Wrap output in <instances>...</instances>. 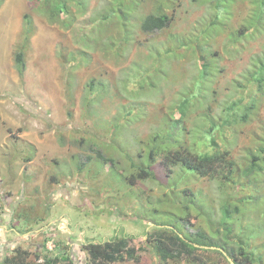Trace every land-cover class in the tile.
<instances>
[{"label":"rangeland","instance_id":"1","mask_svg":"<svg viewBox=\"0 0 264 264\" xmlns=\"http://www.w3.org/2000/svg\"><path fill=\"white\" fill-rule=\"evenodd\" d=\"M153 1L145 0L133 11L128 31L116 19L103 18L109 12L110 0L80 3L67 0L72 15L59 13L57 17L52 15L46 0L0 3V264L17 245L42 251L45 238L46 246L53 244L51 240L68 243L74 264H88L82 244L100 242L117 234L133 235L132 243L143 245L146 250L137 261L110 264H195L185 260L162 262L145 242L152 227L157 225L152 218L176 222L175 216L182 215L177 210L178 204L168 202L161 206L162 202L160 210L154 211L155 206L150 202L167 193L166 181L172 179L178 189L189 187L199 200H204L210 206L207 212L212 207L219 213L226 187L217 178L191 174L182 178L180 170L171 177L161 165L155 164L156 178L133 187L136 192L145 191L144 195L138 193L137 197L127 190L129 196H126L115 167L110 163L102 165L101 160L96 163L91 162L94 159L85 160L87 155H94L90 145L98 142L89 130H97L104 136L101 140L108 143L119 142L131 159L137 152L143 154L145 146L141 143L159 123L164 111L184 97L186 88L193 85L202 69L203 59L197 51L180 45V41H192L200 32L210 14L209 4L204 0H176L168 8L169 26L145 33L139 27L140 18L153 9ZM250 8L249 0H239L223 18L225 28L208 38V45H203L205 54L208 51L217 54L212 57L208 53L206 61L211 58L212 66L202 84V99L206 103L202 106L199 103L202 99L197 102L195 112L186 121L185 143L194 142L197 146L199 124L205 125L199 117L201 113L210 112L219 124L220 110L226 102L239 96L244 101L247 99L246 91L237 92L242 89L238 83L244 85L247 67L264 50V21L256 31L250 30L241 39L238 49L226 44V37L228 32L239 30L247 22ZM25 14L32 26L28 40ZM124 35L129 39L121 46L124 48L120 55L107 49L113 38L121 41ZM204 41L201 36L200 43ZM20 48L25 53L23 66L18 67L15 55ZM74 51L78 54L75 60L81 65L67 60ZM92 78L96 84H105L108 90L90 88L88 82ZM68 81L72 84V100L67 93ZM85 96L97 102L86 106ZM257 98L259 108L253 119L237 127L236 134L231 126L217 132L218 142L230 148L229 157L237 165L247 160L248 152L254 151L260 137H264L263 89L258 91ZM70 102H75L72 117L67 112ZM127 109H132V113L124 116ZM93 111L106 123L110 122L107 129L100 128V121L96 125L95 114L90 116ZM115 116L120 117L122 131L110 130ZM112 154L118 166L131 169L123 153L114 150ZM256 181L253 188L261 196V203L255 210L243 213L236 232L244 238L253 232L249 247L262 254L260 259L264 263V166ZM181 222L188 231H193L197 224H206L194 210L190 218ZM4 223L8 225L6 229L1 226ZM241 227L246 234L241 233ZM234 244L237 245L236 240ZM197 253L205 264H227L214 251Z\"/></svg>","mask_w":264,"mask_h":264},{"label":"trees","instance_id":"2","mask_svg":"<svg viewBox=\"0 0 264 264\" xmlns=\"http://www.w3.org/2000/svg\"><path fill=\"white\" fill-rule=\"evenodd\" d=\"M3 0H0V3ZM67 0H46L48 2L52 15H59V13H69L71 11L67 9ZM79 3L82 0H76ZM111 5L109 12L104 13L102 16L105 19L109 17L116 19L122 27L131 29L129 24L130 17L133 15V11L141 5V2L145 0H110ZM176 0H154L153 9L143 14L140 18L139 27L141 31L145 33H152L157 30H161L169 26L171 17L168 13V8L173 6ZM209 4L210 14L208 19L203 23L200 32L196 33V36L192 41L182 43L186 48H191L193 51H197L199 57L203 59L202 69L196 78L193 85L186 88L184 97L179 102L170 106L159 121V123L153 128L146 140L143 141L144 153L137 152L138 158L131 159L128 151L121 147L119 142L108 143L103 135L99 134L97 130H89L92 136L98 139V142L90 145V150L94 152V155H87L86 161L96 163L97 160L102 161V165L110 163L112 168L121 175V181L123 182L126 192L134 194L138 197V193L144 195L145 191L140 190L136 192L133 187L138 185L141 181L152 180L156 178L154 165H161L162 169L166 171L169 176L173 175L176 170L181 171L182 178L185 175H197L200 177H208L211 179H218L221 186L226 187L224 193H222V205L219 209V213L215 210L206 208L210 206L204 201L199 200L197 195L189 188L183 187L178 189L177 182L169 179L166 181L165 187L166 192L163 197L158 198L155 202H150L151 206L154 207V211H159V205L164 203L178 204L182 213L177 214L176 222L167 220H157L152 218L157 225L153 230L146 236V243L152 248L155 254L159 257L162 262L169 261H189L195 264H205V260L196 254L197 251H214L217 254L223 256L227 261V264H231L227 257H230L235 264H254L256 262L262 263L260 256L262 254L254 252L250 249V242L248 241L250 233L247 237H240L236 231L238 227L236 224L241 221L244 216L243 213L255 210L261 203V196L257 193L255 185L256 178L259 170L264 166V137H260L261 142L256 146L255 150L252 149L248 152L247 160L243 164L237 165L235 161L231 159V150L224 143L222 146L218 142L217 132L224 131L225 128L231 126L232 133L236 134V129L242 126L244 122H248L253 119L254 112L259 108L258 102V91L264 90V50L253 57L252 65L247 67L246 73L243 75L245 78L244 85L239 82L238 87H242L237 92L246 91L248 93L247 99L244 101L243 96H239L235 99L229 100V103H225L220 110L221 115L219 116V124H217L215 118L210 112L201 113L199 116L205 125L199 124L201 127L200 133H198L199 139L195 141L197 146L193 143H185L183 141V134L187 129L186 121L190 119V115L195 112L196 104L199 102L204 95H202L203 88L202 84L205 75L208 73L209 67L212 66V62L209 58L208 53L212 57L217 54L216 51H208L207 54L203 45H208L212 35L220 32L225 28V15L231 13V9L238 3L239 0H204ZM251 3V16L246 23L240 25L239 30H232L227 33L226 44L234 45L237 49L241 45L242 38L251 30H257L264 21V0H249ZM253 7V8H252ZM118 15L119 17H117ZM134 16V15H133ZM25 19V36L28 40V34L31 31V20L27 14L24 15ZM70 22L65 23L68 25ZM100 30V29H99ZM201 36L204 37L205 41L201 44ZM129 39L128 36L124 35L121 41L118 38L113 40L107 45V49L115 55H120L122 52L121 46L124 42ZM26 40V41H27ZM237 44V45H236ZM25 44H22L24 48ZM23 48L18 49L15 60L18 67L23 66L24 51ZM106 48V47H104ZM170 49L169 51H171ZM173 53H175L172 50ZM178 54V53H177ZM77 52L69 53L67 60L80 64L81 62L75 60ZM82 58V57H81ZM95 79L92 78L88 82L90 88L99 91L108 88L105 84H96ZM71 82H67V93L70 100L73 99V92L71 91ZM96 85V87H94ZM140 89L144 86L142 83L139 84ZM237 87V88H238ZM244 89V90H243ZM246 89V90H245ZM91 91V90H90ZM254 91V92H253ZM252 92V93H251ZM250 93V94H249ZM93 95V91H91ZM98 99V96L97 98ZM86 106H90L97 101L91 96H85L84 100ZM202 106L206 103L205 98L199 102ZM78 105V104H77ZM75 102L69 104L68 115L72 117L73 107ZM209 108V107H207ZM79 111L82 113V98ZM132 109H127L125 114H131ZM95 114L96 125L98 126L99 121L101 122L100 128L107 129L109 123H106L105 119L98 117L95 111L90 112V116ZM120 117L115 116L111 122L110 130L113 132L116 130L122 131V124H120ZM207 124V125H206ZM126 126V125H125ZM204 129V130H203ZM203 131V132H202ZM195 132V131H194ZM108 134V133H107ZM105 134V135H107ZM221 135V134H220ZM221 146V147H220ZM123 153L122 156H126L129 160L130 168L124 166H118V161L113 157V151ZM113 150V151H112ZM84 162H82L83 164ZM129 169V170H128ZM172 177V176H171ZM172 180V181H171ZM252 184V186H251ZM248 185H250L248 187ZM169 193V194H168ZM127 193L126 196H129ZM260 196V199H259ZM173 204V205H174ZM152 209V208H151ZM192 210L195 214L200 216L206 224H197L193 231L186 230L183 219H188L192 216ZM213 210V211H212ZM180 221V225L176 224ZM176 223V224H175ZM216 224V225H215ZM239 226V225H238ZM31 229H25L28 231ZM241 230L245 234L247 233L241 227ZM261 234V233H259ZM254 235V234H253ZM46 238L42 242V251H30L19 245L12 248V251L5 255L2 264H74L70 245L68 243H62L60 241L56 243L55 252L46 250ZM237 241V245L234 241ZM133 235L130 234H117L112 238L104 239L103 241H88L82 244L86 251L88 258V264H110L112 262H123L126 260L137 261L140 258V254L146 250L143 245H135L132 243ZM146 244V245H147ZM195 244L217 246L222 248L226 253H223L219 248H201Z\"/></svg>","mask_w":264,"mask_h":264},{"label":"water","instance_id":"3","mask_svg":"<svg viewBox=\"0 0 264 264\" xmlns=\"http://www.w3.org/2000/svg\"><path fill=\"white\" fill-rule=\"evenodd\" d=\"M197 245L198 247H201V248H219L223 253H226L222 248L220 247H217V246H207V245H200V244H195ZM228 260L230 261L231 264H235L234 261L230 258V257H227Z\"/></svg>","mask_w":264,"mask_h":264},{"label":"built area","instance_id":"4","mask_svg":"<svg viewBox=\"0 0 264 264\" xmlns=\"http://www.w3.org/2000/svg\"><path fill=\"white\" fill-rule=\"evenodd\" d=\"M52 241V245H47L46 246V250H49L50 252H55V250H56V243H54L53 242V240H51Z\"/></svg>","mask_w":264,"mask_h":264},{"label":"crops","instance_id":"5","mask_svg":"<svg viewBox=\"0 0 264 264\" xmlns=\"http://www.w3.org/2000/svg\"><path fill=\"white\" fill-rule=\"evenodd\" d=\"M1 226L3 229H6L8 227L7 223L2 224ZM4 232H6V231H4Z\"/></svg>","mask_w":264,"mask_h":264}]
</instances>
